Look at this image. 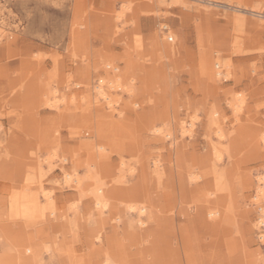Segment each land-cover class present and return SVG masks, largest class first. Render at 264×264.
<instances>
[{
	"label": "rangeland",
	"instance_id": "obj_1",
	"mask_svg": "<svg viewBox=\"0 0 264 264\" xmlns=\"http://www.w3.org/2000/svg\"><path fill=\"white\" fill-rule=\"evenodd\" d=\"M263 235L264 0H0V264H264Z\"/></svg>",
	"mask_w": 264,
	"mask_h": 264
},
{
	"label": "bare ground",
	"instance_id": "obj_2",
	"mask_svg": "<svg viewBox=\"0 0 264 264\" xmlns=\"http://www.w3.org/2000/svg\"><path fill=\"white\" fill-rule=\"evenodd\" d=\"M218 76L221 75V72H218L217 73ZM130 92V91H129ZM102 94V93H100ZM101 96V95H100ZM103 96V95H102ZM106 100H109L110 101V98L109 97H106ZM218 133H221V132H218ZM72 180V178H71ZM69 177L68 178H65V183H69ZM76 181V187L78 189L81 188V179H77L75 180ZM73 182V181H72ZM103 184H99L98 187H97V190L95 192V198H96V204L99 208H101V210L105 207H107V202H106V198H105V195H104V190H103ZM42 191V190H41ZM43 192V198L46 200V201H51L53 199V196H52V192H45V190L42 191ZM54 193V192H53ZM55 195V194H54ZM93 196V195H92ZM145 207H141L140 208V212H139V216H141L144 212H145ZM102 212V211H101ZM103 213V212H102ZM100 215V214H99ZM140 223H142L141 219L139 220ZM262 236V235H261ZM264 236V235H263ZM264 238V237H263Z\"/></svg>",
	"mask_w": 264,
	"mask_h": 264
},
{
	"label": "crops",
	"instance_id": "obj_3",
	"mask_svg": "<svg viewBox=\"0 0 264 264\" xmlns=\"http://www.w3.org/2000/svg\"><path fill=\"white\" fill-rule=\"evenodd\" d=\"M170 40L172 41L173 39L171 38Z\"/></svg>",
	"mask_w": 264,
	"mask_h": 264
}]
</instances>
